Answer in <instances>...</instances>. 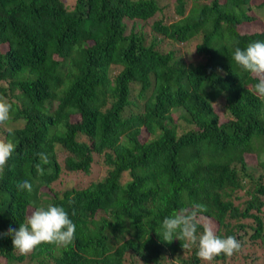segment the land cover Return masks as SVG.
Returning <instances> with one entry per match:
<instances>
[{
    "label": "trees",
    "instance_id": "trees-1",
    "mask_svg": "<svg viewBox=\"0 0 264 264\" xmlns=\"http://www.w3.org/2000/svg\"><path fill=\"white\" fill-rule=\"evenodd\" d=\"M170 1L165 13L159 0H0V98L13 106L0 138L16 145L0 176V234L50 204L76 224L68 247L27 255L0 235L4 264H205L157 234L192 203L218 236L258 239L264 264V102L232 59L264 41L238 27L264 0ZM57 149L72 172L100 155L104 175L57 191ZM25 179L31 193L15 187Z\"/></svg>",
    "mask_w": 264,
    "mask_h": 264
},
{
    "label": "clouds",
    "instance_id": "clouds-1",
    "mask_svg": "<svg viewBox=\"0 0 264 264\" xmlns=\"http://www.w3.org/2000/svg\"><path fill=\"white\" fill-rule=\"evenodd\" d=\"M232 59L244 71L254 74L258 80L248 90L264 102V41L250 42L246 48L236 47ZM13 106L6 98H0V126L5 125L11 118ZM7 128L9 134L13 133ZM16 145L11 140L0 138V176L3 175L8 160L13 155ZM43 163L47 156L39 154ZM38 174L43 175L44 169L40 164L35 165ZM18 192L33 191L32 183L25 179L15 185ZM207 212L206 205L192 203L163 219L161 229L162 240L171 242L174 238L182 241L184 249L195 247L199 259L211 262L217 256L224 254L231 257L241 249V243L235 236L220 237L216 234L214 224L203 215ZM202 228V232L198 229ZM76 224L69 218L68 212L62 206L48 205L47 208L36 207L27 216L26 223L19 229L9 227L0 234L11 236L12 243L19 254L27 255L41 244H51L68 247L75 239Z\"/></svg>",
    "mask_w": 264,
    "mask_h": 264
},
{
    "label": "rangeland",
    "instance_id": "rangeland-1",
    "mask_svg": "<svg viewBox=\"0 0 264 264\" xmlns=\"http://www.w3.org/2000/svg\"><path fill=\"white\" fill-rule=\"evenodd\" d=\"M65 2H67L68 4L71 3L72 0H64ZM160 4H162L165 8V13L168 12V10H171L170 8V0H159ZM208 1V0H207ZM260 0H254V3H259ZM260 9H256L253 12V16L255 17V19L251 20V21H246L244 23H241L238 27L241 31L243 32H250V31H259V30H264V14L259 12ZM261 11V10H260ZM126 25L130 26L131 22L130 20H127ZM151 23V20L146 21L143 24V30L144 31H148V24ZM141 24V22H140ZM165 46V45H163ZM176 47L180 46L179 51L183 53L184 51V45H180V44H176L174 45ZM170 46L168 45L167 48H169ZM190 54H186L184 53L182 56L187 60L193 59L194 56L190 55ZM75 119L77 118V116L74 117ZM74 119V120H75ZM66 155V152H64L63 150H59L57 149V162L60 164L62 171L61 174L58 178V180L54 181L51 186L52 188L56 189L57 191L63 190L65 188L68 187H75V188H79V187H84L86 186L88 183L97 180L99 178H101L104 173H105V165L101 160V156L100 155H92V161L90 163V170L88 173H83L81 171H76V172H72V171H67L64 169L63 167V158ZM246 159H249V161L254 160L253 155L251 154H245ZM239 197L237 199H235V203H240L242 201V197H241V192L239 193ZM29 213V211H28ZM242 219L238 220L241 221ZM243 223V221H242ZM242 231H239V234ZM249 233V232H248ZM247 233V234H248ZM18 252V250H17ZM19 253V252H18ZM262 259H263V255H262V249L261 246H259L258 243V239L256 240H252L246 237V242L241 244V249L236 252L235 254H233L231 257H227L226 262H215V263H211V262H205V264H261L262 263ZM0 262L2 264H4V259L0 258ZM20 264H26L25 262H21Z\"/></svg>",
    "mask_w": 264,
    "mask_h": 264
}]
</instances>
